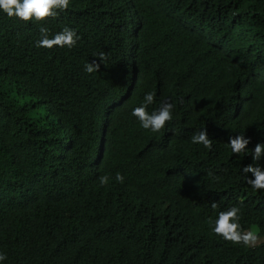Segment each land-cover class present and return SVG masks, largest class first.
Masks as SVG:
<instances>
[{
  "label": "trees",
  "instance_id": "1",
  "mask_svg": "<svg viewBox=\"0 0 264 264\" xmlns=\"http://www.w3.org/2000/svg\"><path fill=\"white\" fill-rule=\"evenodd\" d=\"M45 26L80 39L36 48V24L0 15L6 264H264V191L240 174L251 156L226 146L238 132L249 151L264 141V0H71ZM146 91L149 111L175 106L158 133L130 115ZM203 128L211 151L189 142ZM241 200L254 248L208 231Z\"/></svg>",
  "mask_w": 264,
  "mask_h": 264
},
{
  "label": "clouds",
  "instance_id": "2",
  "mask_svg": "<svg viewBox=\"0 0 264 264\" xmlns=\"http://www.w3.org/2000/svg\"><path fill=\"white\" fill-rule=\"evenodd\" d=\"M71 6V0H0V15L18 22L28 24L34 23L38 26L39 38L34 41V47L52 49H71L80 39L76 29L68 26L61 27L58 31L51 32L45 26L46 18H55L60 13L67 11ZM103 63L106 56L104 52L94 55ZM99 65L95 62H86L83 71L92 74L98 70ZM156 94L153 91H146L138 105L130 109V115L138 125L139 129L158 133L165 128L166 122H171L173 117L174 104L170 98H163L157 107L149 111V106L155 102ZM259 130L264 125L257 126ZM192 145L202 146L211 151L212 143L207 131L203 128L193 132L189 137ZM250 138L244 132L236 135H229L226 146L233 155L239 156L241 153L250 155L252 163L240 166V174L243 182L252 191H264V166L259 161L264 157V141L257 142L253 148H248ZM250 174V175H249ZM107 176L98 177L99 185L104 186L108 182ZM117 183H122L124 177L117 172L114 175ZM243 201L227 205L216 211L215 216L208 222V231L212 236L219 237L225 242H230L234 246L245 248L257 247L261 242L260 233L255 227L245 228L241 223ZM211 207L215 209L216 203L212 202ZM7 255L0 250V264H6Z\"/></svg>",
  "mask_w": 264,
  "mask_h": 264
},
{
  "label": "rangeland",
  "instance_id": "3",
  "mask_svg": "<svg viewBox=\"0 0 264 264\" xmlns=\"http://www.w3.org/2000/svg\"><path fill=\"white\" fill-rule=\"evenodd\" d=\"M256 228V227H255ZM257 229V228H256ZM262 241V240H261Z\"/></svg>",
  "mask_w": 264,
  "mask_h": 264
}]
</instances>
